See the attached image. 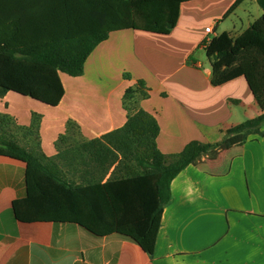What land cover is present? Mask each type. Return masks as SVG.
<instances>
[{
	"label": "crops",
	"instance_id": "obj_1",
	"mask_svg": "<svg viewBox=\"0 0 264 264\" xmlns=\"http://www.w3.org/2000/svg\"><path fill=\"white\" fill-rule=\"evenodd\" d=\"M46 1L51 7L41 19L53 14L73 35L115 23L103 0ZM236 1L183 3L167 35L115 26L87 58L81 76L59 73L64 95L57 106L14 92L0 96V115L10 116L16 126H29L32 113L41 116L40 149L48 158L61 155L54 163L76 186L96 166L83 162L87 152L79 155V164L65 162L80 141L76 137L56 148L67 121L78 125L84 141L119 129L127 117L124 92L138 80L147 93L138 109L156 119V143L163 155L170 159L192 141L226 140L171 181L152 255L122 236L97 237L75 224L19 222L12 202L26 195L25 164L0 156V264H264V125L262 135H225L261 111L244 78L211 84L202 46L204 39L223 32L241 34L264 14L257 0H243L227 14ZM208 26L214 31L209 36L204 33Z\"/></svg>",
	"mask_w": 264,
	"mask_h": 264
},
{
	"label": "trees",
	"instance_id": "obj_2",
	"mask_svg": "<svg viewBox=\"0 0 264 264\" xmlns=\"http://www.w3.org/2000/svg\"><path fill=\"white\" fill-rule=\"evenodd\" d=\"M190 1L194 0H103L114 15L115 30L161 35L175 28L180 6ZM242 1L237 0L227 14ZM257 2L264 8V0ZM50 7L46 0H0V96L14 92L57 106L64 95L59 73L81 76L87 58L113 30L107 27L69 34L65 21H56L53 14L41 19ZM202 46L211 66V84L221 86L244 78L261 111L255 118L227 129L225 135H262L264 14L241 34L223 32L207 44L203 41ZM146 97L142 80L127 88L122 98L127 112L125 124L98 139L82 140L78 125L67 121L56 148L76 137L80 141L71 146L72 157L65 162L79 164V155L87 152L83 162L96 166L86 171L87 179L79 186L54 163L61 155L48 158L42 153L39 114H31L27 127L16 126L10 116L0 115V156L25 164L26 195L12 202L16 220L75 224L97 237L119 235L152 255L163 209L171 198V181L199 155L226 140L215 144L192 141L169 159L157 147L160 128L156 119L138 109L139 100ZM114 164L110 177L102 182Z\"/></svg>",
	"mask_w": 264,
	"mask_h": 264
},
{
	"label": "built area",
	"instance_id": "obj_3",
	"mask_svg": "<svg viewBox=\"0 0 264 264\" xmlns=\"http://www.w3.org/2000/svg\"><path fill=\"white\" fill-rule=\"evenodd\" d=\"M213 32H214V31H213V27H212V26H208V27H206L205 30H204V33H205L207 36L212 35ZM203 41L205 42V44H207V43H209L210 38L208 37V38L204 39Z\"/></svg>",
	"mask_w": 264,
	"mask_h": 264
},
{
	"label": "rangeland",
	"instance_id": "obj_4",
	"mask_svg": "<svg viewBox=\"0 0 264 264\" xmlns=\"http://www.w3.org/2000/svg\"><path fill=\"white\" fill-rule=\"evenodd\" d=\"M225 26L228 28V30L230 29V28H232V25H231V20H227L226 22H225ZM19 135V137H21V134H18Z\"/></svg>",
	"mask_w": 264,
	"mask_h": 264
}]
</instances>
